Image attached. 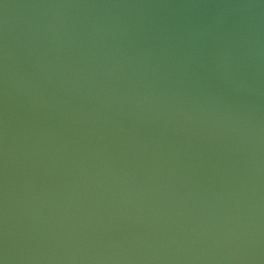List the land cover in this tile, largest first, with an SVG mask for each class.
I'll return each instance as SVG.
<instances>
[{
  "label": "water",
  "instance_id": "95a60500",
  "mask_svg": "<svg viewBox=\"0 0 264 264\" xmlns=\"http://www.w3.org/2000/svg\"><path fill=\"white\" fill-rule=\"evenodd\" d=\"M0 264H264V0H0Z\"/></svg>",
  "mask_w": 264,
  "mask_h": 264
}]
</instances>
